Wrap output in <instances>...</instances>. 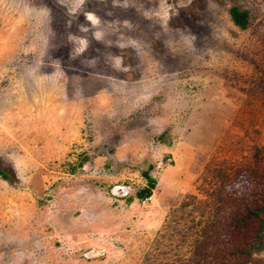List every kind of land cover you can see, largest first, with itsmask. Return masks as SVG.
<instances>
[{"label": "rangeland", "instance_id": "obj_1", "mask_svg": "<svg viewBox=\"0 0 264 264\" xmlns=\"http://www.w3.org/2000/svg\"><path fill=\"white\" fill-rule=\"evenodd\" d=\"M232 6L247 12L246 29L232 23ZM214 77L264 101V0H0V115H58L60 136L75 142L71 155L57 157L64 173L44 188L31 174L24 184L0 157L15 181L0 182V264L26 261L23 251L57 231L65 241L67 222L86 232L78 240L94 244L93 229L103 237L114 220L96 224L97 217L124 212L120 203L167 164L164 134L184 122L178 102L188 105ZM50 160L30 168L50 173ZM250 171L264 179V150ZM116 172L121 196L119 188L102 195L100 183L112 185L104 178ZM248 264H264V250Z\"/></svg>", "mask_w": 264, "mask_h": 264}, {"label": "crops", "instance_id": "obj_2", "mask_svg": "<svg viewBox=\"0 0 264 264\" xmlns=\"http://www.w3.org/2000/svg\"><path fill=\"white\" fill-rule=\"evenodd\" d=\"M196 92L188 105L178 102V117H183L181 112H185L180 133L168 137L164 134L167 164L153 168L148 184L140 186L129 201L120 203L126 208L124 212L117 210L113 218L105 215L106 212L97 217L96 224L114 220L103 237L96 239L93 229L89 232L94 244L88 239L78 240V235L83 237L86 232L72 228L67 222L65 241L57 231L50 242L23 251L27 260L18 263L184 264L192 255L189 264H194L230 189L241 173L252 170L260 162L264 150V101L226 86L217 77L212 78L209 88ZM59 124L58 115L49 116L38 109L0 115V157L18 169L24 184H30L26 176L29 178L31 174L34 178L29 182L44 188L49 181L59 180L55 179L59 178L58 173H64L57 157L71 155L75 142L60 136ZM47 160L52 168L43 175L38 167ZM37 163L36 169L30 168ZM39 176L46 182L39 185ZM114 178H104L113 181L112 185L100 183L104 189L102 195L109 194L111 188H119L116 195L121 196L123 179L118 172ZM0 182L7 186V181L0 179ZM8 186L9 191L3 192L6 197L15 191ZM148 196L158 201L157 208L144 202ZM4 199L0 196V203H5ZM102 199L100 207L107 209L110 205L105 203L106 196ZM15 201L10 203L18 204ZM33 251L34 258L29 255ZM4 264L16 263L6 260Z\"/></svg>", "mask_w": 264, "mask_h": 264}, {"label": "trees", "instance_id": "obj_3", "mask_svg": "<svg viewBox=\"0 0 264 264\" xmlns=\"http://www.w3.org/2000/svg\"><path fill=\"white\" fill-rule=\"evenodd\" d=\"M232 23L247 27V12L232 6ZM264 88V80L262 82ZM0 179L15 185L5 168ZM255 222L254 229L251 225ZM251 231V232H250ZM264 250V179L248 171L231 189L194 264H248L253 251Z\"/></svg>", "mask_w": 264, "mask_h": 264}, {"label": "built area", "instance_id": "obj_4", "mask_svg": "<svg viewBox=\"0 0 264 264\" xmlns=\"http://www.w3.org/2000/svg\"><path fill=\"white\" fill-rule=\"evenodd\" d=\"M144 202H147L151 208H157L158 207V201L153 200L151 198V196L144 198Z\"/></svg>", "mask_w": 264, "mask_h": 264}]
</instances>
